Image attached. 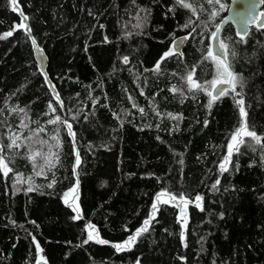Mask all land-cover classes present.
<instances>
[{
    "label": "trees",
    "instance_id": "1",
    "mask_svg": "<svg viewBox=\"0 0 264 264\" xmlns=\"http://www.w3.org/2000/svg\"><path fill=\"white\" fill-rule=\"evenodd\" d=\"M187 2L195 15L176 0H18L19 11L0 0V36L13 32L0 39V146L22 133L19 149L0 153L12 168L0 171V264H264V147L244 137L228 170L219 167L242 123L237 100L264 144V27L252 26L243 42L224 27L220 39L237 52L228 60L243 86L239 96L230 88L213 99L190 91L186 77L194 70L210 91L216 65L205 57L229 0L214 19L218 5ZM20 11L47 56V78L17 27ZM181 35L182 53L152 71ZM57 115L75 144L63 123H49ZM49 150L59 157L50 169L41 156L29 159ZM161 192L193 201L184 229L176 202L157 203ZM153 203L149 230L117 252L112 244L141 228ZM88 224L109 243H85Z\"/></svg>",
    "mask_w": 264,
    "mask_h": 264
},
{
    "label": "snow or ice",
    "instance_id": "2",
    "mask_svg": "<svg viewBox=\"0 0 264 264\" xmlns=\"http://www.w3.org/2000/svg\"><path fill=\"white\" fill-rule=\"evenodd\" d=\"M207 2L210 5H218V9L216 11H213L211 13V17L214 19L217 15L218 12L220 10H223L225 8V5L222 3V0H207ZM262 2H264V0H262ZM10 5L12 6V10L13 11H19V5H18V0H9ZM177 5L186 8V9H190L193 13V15L196 14V9L192 6L191 3H188L187 0H176ZM203 10V9H201ZM143 11V9H142ZM171 11V9H170ZM20 16H21V20L22 22L17 26L19 28H24L26 29V34L30 35L31 34V28L27 25V20L28 17L26 15H24V13L22 11L19 12ZM262 16H264V13L261 14ZM194 22L189 19V21L184 25L185 28L191 27V25ZM139 27V25H137ZM193 31H195V29L193 28ZM220 32V27L217 26L215 32H213L211 34L212 39H218L217 34ZM13 34L12 31L7 32L6 34H4V36H0V39H3L7 36H11ZM184 39H187V37L181 38V40L179 42H174L173 46L169 49V51L165 52L163 54V56L161 57V60L157 62V64L155 65L154 69H152V71H159L160 69V64L163 62L164 59H166L169 56L175 55L178 53L179 51V46L180 43L183 42ZM241 42H243L245 40V37L243 35H241ZM32 43L33 45H36V40L32 39ZM220 49L221 51L218 52L217 55H213V51L211 48H209L208 50V54L207 57H205V59L211 58L212 61L215 63L216 65V75L213 77V79L210 81V84L212 86L213 89H215V95H213V93L211 91L208 90V88H206L204 85L198 83L196 80H194V70L193 72H190L186 79L188 84L190 85L189 90H202L205 91V93L209 96H212L213 99L218 98L220 95L224 94L227 90L224 88H217L216 85L220 84H228L231 87V91L232 92H236V88L237 86L242 87L243 86V79L242 77H239L235 72L232 71V65L228 60L229 55H231L233 58H235L237 56V52L233 49V50H229L228 45L227 44H223L221 43L220 45ZM125 62H127V58L125 57ZM224 74L227 75L228 79L224 78ZM54 89V85L52 86ZM173 91H176V89L174 88ZM236 95L239 96L240 93L236 92ZM55 99L57 101V103L60 104L61 109L63 108V102L60 100L59 94H55ZM236 103L239 106V111H240V116H241V126L236 130V132L231 136V142L228 144L227 148H228V154L227 156L224 158V160L221 162V164L219 165L221 172H225L228 170L227 165L230 163V158L233 155V152H239V147L240 145L245 144V140L244 137H250L251 140L255 141V144L257 145H262V147H264V144H262V138L260 135L257 134V132L253 129H251L248 125V113L245 110V102L243 99H239L236 101ZM135 106V105H134ZM211 107V101L209 102V108ZM49 109L51 112L55 113L56 109L49 104ZM13 111H15V109H13ZM20 111H23V109H20ZM140 112L143 113V109H140ZM49 123L51 124H57V123H63L66 125L69 135L73 137V143L75 144V133L72 131V125L70 123H68L67 121H62L60 116H55L54 119L50 120ZM207 124V121H205V125ZM22 127H27V125L23 124V122L21 123ZM40 132L44 131L43 128L39 129ZM38 135V133H37ZM21 134H12L9 137L10 143L6 146H0V153L3 152L4 148L6 147L8 150H12V149H19L22 146V142H21ZM53 139H57V137H52ZM27 140H31L32 137L29 136L27 138H25ZM41 144H45L47 143L46 141H40ZM59 146V145H57ZM251 146V145H249ZM253 151H255V149L253 148ZM37 156H41L42 159H44L45 162V166H47L49 169L51 167L55 166V161L59 160L58 155H56L55 153H52L51 150H49L48 153H41V152H36L34 155L30 156L29 159L35 161V158ZM54 158V159H53ZM10 159L5 157L4 155L0 154V171H2L4 176H8V174L12 171V168L9 167V163H10ZM81 163L80 160V155L79 152H76V159H75V166L78 167ZM182 163V161H181ZM34 167H35V163H34ZM43 171V167H41V172ZM74 171H75V167H74ZM17 182H21L20 178H17ZM79 181H77V185H78ZM219 184V180L216 181V184L213 185V188L216 187V185ZM49 187H51V184H49ZM29 191H31L32 189L29 188ZM77 191L76 187H73L72 189H70V192L65 193V198H67L70 193H75ZM162 197H167V199L162 200ZM75 199H78V196L75 197ZM156 201L161 202V203H169V202H176V206L180 207L181 205H183L184 207H186L188 204L193 203V201L189 200L188 198L185 197L184 194H180L179 197H177L176 195L167 193V192H161L159 194H157L156 196ZM200 201H202V197L197 195L195 197V206L198 208H201V204L199 203ZM65 202L67 203V199L65 200ZM71 206V205H69ZM184 207H181V211H180V216H181V226L182 229H184L186 227V220H183V217L185 216V212H184ZM74 211H77V217L75 218H80L79 212H78V207L73 209ZM157 203H153L152 204V213L150 215V217L148 219H145L143 221V225L141 228L137 229L135 231L134 234L130 235L123 243H115L112 244V247H114L116 249L117 252L120 251H126V250H131L132 246L137 242L138 238L145 232H147L149 230V226L151 223V220L155 218V214L157 211ZM87 229H90L91 231L88 232V239L85 241V243H87L89 240H95L96 243H100V244H107L109 243L106 240L100 239L99 238V234L98 232L96 233L95 236H93V232H95V227L91 224L87 225ZM127 230V229H126ZM181 239H184V231L182 230L181 233ZM35 240V238H33ZM37 249H39V244L36 245ZM187 246V245H185ZM137 264H140L139 260H137Z\"/></svg>",
    "mask_w": 264,
    "mask_h": 264
},
{
    "label": "water",
    "instance_id": "3",
    "mask_svg": "<svg viewBox=\"0 0 264 264\" xmlns=\"http://www.w3.org/2000/svg\"><path fill=\"white\" fill-rule=\"evenodd\" d=\"M262 13H264L262 0H229L226 12L223 18L220 20L219 24L217 25L220 27V32L217 34L218 39L211 38V49L213 51V55L215 56L218 54L219 51H221L220 45L222 41L220 39V34L226 25H231L238 37H241V35L245 37L249 33L250 28L252 26H255L257 28L264 27V16L261 15ZM29 37H30V41L32 44L33 56H34L37 68L47 78V75H46V68H47V61H48L47 56L44 50L39 46L37 42H36V45H33L32 39L34 38L31 34L29 35ZM184 37H187V36L181 35V36L176 37L173 41V44L174 42H179L181 38H184ZM186 41L187 39H184L183 42L180 43L179 51H178L179 54L182 53V49ZM216 87L224 88V89L231 88L230 85L228 84H223V85L217 84ZM211 92L213 93V95H215V89L212 88ZM54 94H55V91H54ZM67 132H68V129H67ZM70 137L73 140V137L72 136ZM181 207H184V206L181 205L180 207H178V217L180 219H182L180 216ZM184 212H185V216L183 218L185 219L187 218V209L185 207H184ZM36 264H51V263L44 260L43 258H38L36 261Z\"/></svg>",
    "mask_w": 264,
    "mask_h": 264
},
{
    "label": "rangeland",
    "instance_id": "4",
    "mask_svg": "<svg viewBox=\"0 0 264 264\" xmlns=\"http://www.w3.org/2000/svg\"><path fill=\"white\" fill-rule=\"evenodd\" d=\"M225 76H226V74H224V78H225V79H228V77H227V76L225 77ZM211 90H212V86H211V88H210V91H211ZM230 142H231V141H230ZM227 154H228V153H227ZM161 199L164 200V199H167V197H162ZM157 203H161V202H158V201H157ZM186 207H187V206H186ZM183 220H185V219L183 218ZM89 231H91V230H90V229H87V233H88ZM95 235H96V233L93 232V236H95Z\"/></svg>",
    "mask_w": 264,
    "mask_h": 264
}]
</instances>
